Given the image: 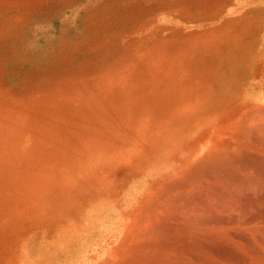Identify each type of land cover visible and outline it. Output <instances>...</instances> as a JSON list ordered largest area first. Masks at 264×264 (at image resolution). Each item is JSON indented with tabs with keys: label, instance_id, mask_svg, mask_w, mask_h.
<instances>
[{
	"label": "rangeland",
	"instance_id": "obj_1",
	"mask_svg": "<svg viewBox=\"0 0 264 264\" xmlns=\"http://www.w3.org/2000/svg\"><path fill=\"white\" fill-rule=\"evenodd\" d=\"M205 1L0 0V264L100 255L122 212L195 165L222 107L260 93L219 48L264 24V0Z\"/></svg>",
	"mask_w": 264,
	"mask_h": 264
},
{
	"label": "bare ground",
	"instance_id": "obj_2",
	"mask_svg": "<svg viewBox=\"0 0 264 264\" xmlns=\"http://www.w3.org/2000/svg\"><path fill=\"white\" fill-rule=\"evenodd\" d=\"M253 26L241 28L239 33L246 35L245 38L240 39L241 41L237 36L230 42L223 40L219 51L224 60H229L231 63L232 61L234 63L242 62L248 68L250 84L256 81V84L260 85L262 82L260 93L253 97H248V95L245 98L235 97L224 108H220L216 117L219 120L217 119L218 121L213 126L208 127L201 137L194 136L190 144L193 147L189 149L188 155L193 154L192 158L187 161V166L191 162H196L190 171L186 172L183 177H178L175 181H170L157 188L145 202L140 200L130 211L122 212L118 220L120 223L114 229L112 243L108 247H104L100 255L89 258L83 264H264V57L262 58L264 24ZM209 30L210 27L205 28L201 36H206L204 37L205 44L209 42L207 37ZM234 32L236 35V30ZM212 42L217 45L216 41ZM233 46L237 47L231 53L228 52L227 49ZM171 49L172 47L170 51ZM186 53L184 52V54ZM220 53L217 54L220 55ZM174 56L176 57V55ZM175 57L174 59L178 61L182 58L181 55L179 59ZM170 66L169 69H171ZM161 68L163 71L164 65ZM178 70L175 69L173 72L177 73ZM184 71L187 72V70ZM184 71L182 73H185ZM176 73L174 76H177L179 72L175 75ZM192 73L194 74V72ZM178 79L181 80V78ZM199 82H201L200 79ZM178 85L180 86V84ZM207 100L209 99L207 98ZM206 105L208 106V103ZM199 110L201 109L199 108ZM175 124L177 123L175 122ZM164 136L162 135V137ZM168 150L170 149L168 148ZM172 156H174L173 153ZM132 158L134 159V157ZM56 204L58 205V203Z\"/></svg>",
	"mask_w": 264,
	"mask_h": 264
}]
</instances>
